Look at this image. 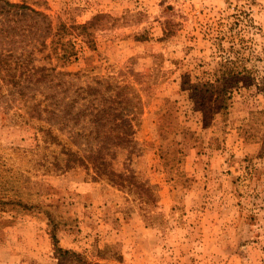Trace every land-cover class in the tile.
Returning a JSON list of instances; mask_svg holds the SVG:
<instances>
[{
  "label": "rangeland",
  "instance_id": "rangeland-1",
  "mask_svg": "<svg viewBox=\"0 0 264 264\" xmlns=\"http://www.w3.org/2000/svg\"><path fill=\"white\" fill-rule=\"evenodd\" d=\"M9 1L61 40L56 110L0 107V264H264V0Z\"/></svg>",
  "mask_w": 264,
  "mask_h": 264
},
{
  "label": "trees",
  "instance_id": "trees-1",
  "mask_svg": "<svg viewBox=\"0 0 264 264\" xmlns=\"http://www.w3.org/2000/svg\"><path fill=\"white\" fill-rule=\"evenodd\" d=\"M57 29L44 11L26 3L0 0V107L6 118L17 115L30 122L56 110L50 108L44 89L36 86H47L55 68L38 65L36 56L43 53L48 57L49 38L61 36ZM9 111L12 116L6 115Z\"/></svg>",
  "mask_w": 264,
  "mask_h": 264
}]
</instances>
